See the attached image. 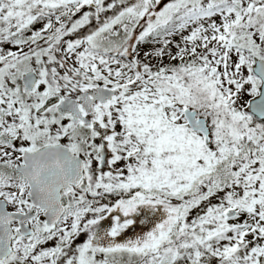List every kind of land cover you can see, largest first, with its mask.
<instances>
[{"label":"snow or ice","instance_id":"snow-or-ice-1","mask_svg":"<svg viewBox=\"0 0 264 264\" xmlns=\"http://www.w3.org/2000/svg\"><path fill=\"white\" fill-rule=\"evenodd\" d=\"M0 264H264V0H0Z\"/></svg>","mask_w":264,"mask_h":264}]
</instances>
